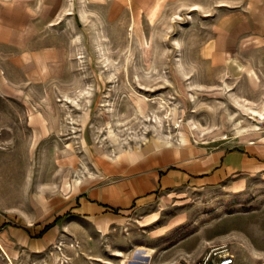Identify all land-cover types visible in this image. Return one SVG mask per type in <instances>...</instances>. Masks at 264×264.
<instances>
[{
    "label": "rangeland",
    "instance_id": "1",
    "mask_svg": "<svg viewBox=\"0 0 264 264\" xmlns=\"http://www.w3.org/2000/svg\"><path fill=\"white\" fill-rule=\"evenodd\" d=\"M44 1L0 0V264H199L225 243L235 264H264V171L106 223L65 202L157 148L264 141V9Z\"/></svg>",
    "mask_w": 264,
    "mask_h": 264
},
{
    "label": "crops",
    "instance_id": "2",
    "mask_svg": "<svg viewBox=\"0 0 264 264\" xmlns=\"http://www.w3.org/2000/svg\"><path fill=\"white\" fill-rule=\"evenodd\" d=\"M98 1V0H94ZM137 5H156L162 0H128ZM128 1L121 2L124 7ZM178 1V0H165ZM224 7L232 0H218ZM240 6V0L235 1ZM242 13L264 9V0H247ZM52 1H44V13L52 12ZM240 13V10H237ZM264 13V12H263ZM264 171V141L230 151L203 152L189 156L179 149L157 148L130 164L114 182L85 180L68 191L70 217L106 223L126 219L153 204L160 195L185 187H214ZM52 229V228H51Z\"/></svg>",
    "mask_w": 264,
    "mask_h": 264
},
{
    "label": "built area",
    "instance_id": "3",
    "mask_svg": "<svg viewBox=\"0 0 264 264\" xmlns=\"http://www.w3.org/2000/svg\"><path fill=\"white\" fill-rule=\"evenodd\" d=\"M199 264H235V256L227 243L212 247Z\"/></svg>",
    "mask_w": 264,
    "mask_h": 264
},
{
    "label": "trees",
    "instance_id": "4",
    "mask_svg": "<svg viewBox=\"0 0 264 264\" xmlns=\"http://www.w3.org/2000/svg\"><path fill=\"white\" fill-rule=\"evenodd\" d=\"M68 215L69 213H65L64 215L59 214L52 221L45 223L41 236H43L47 231L53 228L57 223H59L63 218L67 217Z\"/></svg>",
    "mask_w": 264,
    "mask_h": 264
},
{
    "label": "bare ground",
    "instance_id": "5",
    "mask_svg": "<svg viewBox=\"0 0 264 264\" xmlns=\"http://www.w3.org/2000/svg\"><path fill=\"white\" fill-rule=\"evenodd\" d=\"M146 258H148V255L147 254L144 255V260H146Z\"/></svg>",
    "mask_w": 264,
    "mask_h": 264
}]
</instances>
